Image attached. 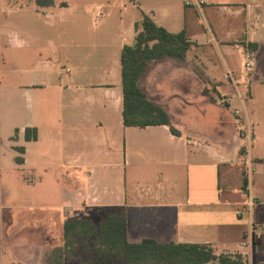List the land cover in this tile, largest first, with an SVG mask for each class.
<instances>
[{
    "label": "crops",
    "instance_id": "1",
    "mask_svg": "<svg viewBox=\"0 0 264 264\" xmlns=\"http://www.w3.org/2000/svg\"><path fill=\"white\" fill-rule=\"evenodd\" d=\"M187 1L149 6L153 11L149 17L159 26L172 33L185 30L193 45L185 59L165 56L153 61L140 79L148 100L168 113L180 135L168 125L123 123L122 50L135 44L136 24L148 15L127 25L121 14L118 57H104L105 64L99 66L85 55L76 60L74 72L67 69L71 80L50 90L48 74L37 73L39 80L32 86L38 88V116L26 128H36L38 139H25L24 161L19 164H31L33 148L42 168L52 165L45 172L52 177L51 188L39 205L50 210L41 219L47 235L57 223L63 232L70 217L98 223L106 210L124 208L131 243L148 238L203 244L218 255L239 254L246 264H264V105H258L261 98L253 84H264V71L253 75L259 64L264 69L259 61L264 54V0H206L202 9L186 6ZM80 2L87 11L94 9V15L101 8L94 0H55L49 7L33 0L37 10L57 14L79 9ZM204 8L228 15L232 27L222 31L221 21L209 32L202 30L195 15ZM114 11L111 6L105 18ZM240 45H248L255 60L247 81L240 73ZM66 49L61 44L54 53L65 51V62L73 63ZM88 60L92 62L87 64ZM59 61L57 56L55 62ZM44 65L47 73H54L51 63ZM227 72L232 73L229 81L224 79ZM26 92L33 91L26 87ZM246 102L254 105L251 116L244 112ZM210 110L217 114L206 121ZM185 181L181 196L178 186ZM170 187L173 196L164 194Z\"/></svg>",
    "mask_w": 264,
    "mask_h": 264
},
{
    "label": "rangeland",
    "instance_id": "2",
    "mask_svg": "<svg viewBox=\"0 0 264 264\" xmlns=\"http://www.w3.org/2000/svg\"><path fill=\"white\" fill-rule=\"evenodd\" d=\"M94 1L97 6L105 8L107 14L109 8L114 6L112 16L96 22L94 9L87 11L81 2L79 9L70 8L57 14L37 10L33 0L32 2L0 0V264H47L46 258L52 249L64 243L59 223L52 228V235H47L45 227L41 225L43 215L50 212L39 205L42 203L44 191L51 188L49 182L52 177L49 175L50 172L48 175L45 172L52 165L42 168L37 152L33 151V148L29 156L30 165L22 167L17 161V158L23 156L18 148L25 144V128L30 123L35 124L38 116L35 101L37 98L35 91L38 88L32 86L39 80L37 73L48 74L46 76L53 82L50 90L68 83L71 76L67 69L70 68L74 72L76 60L85 55H89L99 66L104 65L105 62L102 61L104 57L108 59L116 54L119 56L122 42L121 14L128 25L134 18L140 21L144 13L152 16V7L149 6L165 2V0ZM195 17L201 29H206V32H209L210 26L213 27L221 21L224 23L222 31L225 32L232 27L228 15L218 16L207 8ZM260 25L257 29L259 34L263 35ZM61 44H65L73 63L65 62L63 50L55 55L54 48ZM57 56L60 58L58 63L55 62ZM91 60H88L87 64H90ZM259 61L264 64V54L259 56ZM45 62L52 64L51 69L54 73H47L44 70ZM259 65L253 74L256 77L264 71ZM253 84L256 85L254 89L258 93L257 97L261 98L258 105L262 106L264 84L260 81H254ZM26 87H31L33 92L28 94ZM203 95L205 96L204 93ZM210 100L214 101L213 96ZM245 105V114L251 116L254 105L248 102ZM207 112L209 114L205 116L206 121L213 120L217 114L214 110ZM256 112L259 117L262 115L260 109ZM178 189L182 196L186 190V181L179 183ZM174 192L170 187V193L164 194L173 196ZM34 219H39L40 222L35 224ZM79 252L82 253V257L79 259L77 257L68 264H108L94 260L90 249H80Z\"/></svg>",
    "mask_w": 264,
    "mask_h": 264
},
{
    "label": "trees",
    "instance_id": "3",
    "mask_svg": "<svg viewBox=\"0 0 264 264\" xmlns=\"http://www.w3.org/2000/svg\"><path fill=\"white\" fill-rule=\"evenodd\" d=\"M36 4L49 7L55 0H36ZM136 32L135 44L125 45L121 55L123 123L128 127L168 125L173 134L180 135L168 113L148 100L140 79L155 60L165 56L185 59L193 42L185 30L172 33L149 16L136 24ZM25 139L36 141L37 129L26 128ZM18 150L25 152L24 147ZM17 161L22 163L24 159L19 157ZM63 237L64 243L54 247L46 258L47 264L71 263L82 257L80 249H90L94 260L108 264H246L239 254L218 255L211 246L203 244L160 243L148 238L131 243L124 208L106 210L98 223L89 217H70L63 224Z\"/></svg>",
    "mask_w": 264,
    "mask_h": 264
},
{
    "label": "built area",
    "instance_id": "4",
    "mask_svg": "<svg viewBox=\"0 0 264 264\" xmlns=\"http://www.w3.org/2000/svg\"><path fill=\"white\" fill-rule=\"evenodd\" d=\"M207 3L206 0H189L186 2V6L188 7H195L197 9H202V7ZM107 12L105 8H97L95 11V21H100L103 18L106 17ZM238 49L241 52L242 55V68H241V78L244 80H248L250 77V74L254 70L255 66V60L253 53L248 45H240L238 46ZM225 81H229L232 79V73L227 72L224 76ZM253 205V202H249V206L251 207Z\"/></svg>",
    "mask_w": 264,
    "mask_h": 264
}]
</instances>
